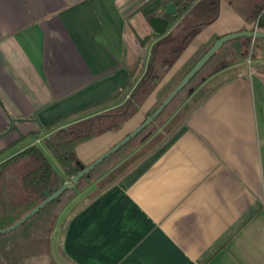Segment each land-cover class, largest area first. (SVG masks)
I'll use <instances>...</instances> for the list:
<instances>
[{"label": "crops", "instance_id": "0c3cea01", "mask_svg": "<svg viewBox=\"0 0 264 264\" xmlns=\"http://www.w3.org/2000/svg\"><path fill=\"white\" fill-rule=\"evenodd\" d=\"M168 3L0 0V164L42 144L58 128H46L53 121L123 86L129 94L158 36L149 19ZM263 3L220 0L217 19L161 85L203 45L247 30ZM258 47L249 61L204 80L65 206L50 238L61 264H264V43ZM154 103L152 94L129 121L78 145L80 164L131 133Z\"/></svg>", "mask_w": 264, "mask_h": 264}, {"label": "trees", "instance_id": "16d2710c", "mask_svg": "<svg viewBox=\"0 0 264 264\" xmlns=\"http://www.w3.org/2000/svg\"><path fill=\"white\" fill-rule=\"evenodd\" d=\"M176 8L169 20L171 30L163 37L155 36L146 70L134 88L126 95L125 86L109 98L63 116L47 129L57 128L42 140V145L58 162L62 175L58 174L41 147L32 145L0 164V228L15 224L44 200L43 193L58 190L82 168L76 147L101 136L129 121L154 94L155 103L147 112L150 116L172 93L192 67L204 56L215 38L203 45L167 82L163 79L181 57L191 41L218 17L220 0H168ZM264 3L252 11L249 24L258 19L259 31L264 30ZM147 17L150 14H146ZM243 28L241 31H245ZM263 39L239 38L224 44L189 81L162 113L134 139L95 167L88 175L47 204L36 215L14 231L0 235V264H27L29 261L50 254V238L54 224L65 206L78 193L89 187L104 170L136 149L156 124L166 120L177 106L201 82L224 67L255 57L258 44ZM264 50V49H263ZM78 118L76 121L71 119ZM144 121V120H143ZM142 121V122H143ZM60 249V248H59Z\"/></svg>", "mask_w": 264, "mask_h": 264}, {"label": "water", "instance_id": "95a60500", "mask_svg": "<svg viewBox=\"0 0 264 264\" xmlns=\"http://www.w3.org/2000/svg\"><path fill=\"white\" fill-rule=\"evenodd\" d=\"M165 17L174 16L176 14V8L173 3H168L164 7L163 12ZM165 17L153 16L149 19V24L153 29L154 33L160 37L165 36L168 32L167 29L169 27V20ZM171 30V29H170ZM169 30V31H170ZM239 38H249V39H263L264 40V32L257 31H240L236 33H231L224 35L217 39L210 49L204 54V56L192 67V69L186 74V76L181 80L178 86L172 91V93L163 101V103L150 115L147 116L144 121L131 133H129L126 137L112 146L109 150H107L104 154L94 160L88 166L82 168V170L71 177L69 181L65 182L58 190L51 193L50 191H46L43 193L44 200L38 204L35 208H33L28 214L22 217L15 224L7 227L5 229H0V235L8 234L18 227L22 226L26 221L36 215L40 210H42L47 204L51 203L55 199H57L63 192L69 189L71 186L76 184L78 180L86 175H88L95 167L101 164L108 157L116 153L120 148L125 146L130 140L134 139L144 128L148 127L164 110L165 107L169 105V103L177 96V94L189 83V81L203 68V66L208 62V60L227 42H230Z\"/></svg>", "mask_w": 264, "mask_h": 264}, {"label": "rangeland", "instance_id": "374dc122", "mask_svg": "<svg viewBox=\"0 0 264 264\" xmlns=\"http://www.w3.org/2000/svg\"><path fill=\"white\" fill-rule=\"evenodd\" d=\"M249 29V28H248ZM254 40V39H253ZM258 47V46H257ZM255 50L257 51L256 52V54H254V55H258L257 53H258V51H259V49L258 48H256V46H255ZM248 59H251L250 57L249 58H247V59H245L244 61H240V63L242 62H246ZM239 63V62H238ZM233 65V64H232ZM204 82V81H203ZM203 82H201L196 88H194V90L192 91L191 90V92H190V94L189 95H187L186 96V98L177 106V108L172 112V114L184 103V101L185 100H187L188 98H189V96L203 83ZM198 95H199V93L197 92L196 94H195V97L197 96L198 97ZM196 97V98H197ZM171 114V115H172ZM170 115V116H171ZM169 116V117H170ZM168 117V118H169ZM167 118V119H168ZM166 119V120H167ZM166 120H164L163 122H160V123H158V124H156L152 129H150V131H152V132H154L155 130H156V128L157 127H159L161 124H163ZM138 127V126H137ZM136 127V128H137ZM135 128V129H136ZM134 129V130H135ZM134 130H132V131H134ZM131 131V132H132ZM151 134V133H150ZM149 134V135H150ZM38 145L39 146H41L42 147V144L41 143H38ZM135 150V149H134ZM47 153V156L49 157V161H50V163L52 164V166H53V168H54V170L58 173V174H60V175H62V169H61V167H60V165L58 164V162L54 159V157H52V155H50L49 154V152L47 151L46 152ZM104 154V153H103ZM101 156V155H100ZM99 156V157H100ZM126 157V156H125ZM125 157H123V158H121L120 160H118L115 164H113V165H111L109 168H107L106 170H104L103 171V173L99 176V177H97L96 179H95V181L94 182H96L99 178H101L103 175H105L108 171H110L114 166H116L117 164H119L120 162H122L123 161V159L125 158ZM98 158V157H97ZM96 160V159H95ZM91 164V163H90ZM85 166H88V165H85ZM65 180H67V181H69L68 179H65ZM93 182V183H94ZM88 188V187H87ZM86 188V189H87ZM69 204V203H68ZM0 229H4V228H0ZM60 258H59V256H58V254H57V252H56V249H55V247H54V243H53V246H52V249H51V252H50V254H49V256H47V257H42V258H37V259H34V260H31V261H29L27 264H53V263H58V264H61L62 262L59 260ZM53 262V263H52Z\"/></svg>", "mask_w": 264, "mask_h": 264}, {"label": "built area", "instance_id": "2783aa9c", "mask_svg": "<svg viewBox=\"0 0 264 264\" xmlns=\"http://www.w3.org/2000/svg\"><path fill=\"white\" fill-rule=\"evenodd\" d=\"M262 14H264V6H263V9H262L260 15H262ZM259 17H260V16H259ZM259 17L256 19L255 22H253V23L251 24V26L249 27V29H247L248 31H253V32H257V31H259V29H258V27H257ZM248 61H249V59H248Z\"/></svg>", "mask_w": 264, "mask_h": 264}]
</instances>
